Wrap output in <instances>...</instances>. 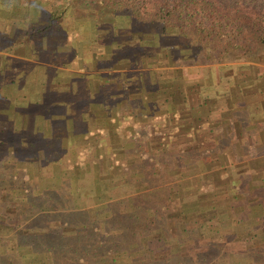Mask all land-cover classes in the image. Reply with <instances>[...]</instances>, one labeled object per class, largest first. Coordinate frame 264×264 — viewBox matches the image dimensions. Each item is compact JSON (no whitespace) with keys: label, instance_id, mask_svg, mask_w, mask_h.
Masks as SVG:
<instances>
[{"label":"crops","instance_id":"crops-1","mask_svg":"<svg viewBox=\"0 0 264 264\" xmlns=\"http://www.w3.org/2000/svg\"><path fill=\"white\" fill-rule=\"evenodd\" d=\"M9 1L0 9L1 120L19 113L27 126L31 117L33 143L58 146L61 161L91 162L97 191L122 201L119 218L144 206L182 214L167 242L196 229L264 243V59L197 62L172 56L168 43L161 58H140L73 29V19L69 31L33 33L22 14L40 20L46 1Z\"/></svg>","mask_w":264,"mask_h":264},{"label":"trees","instance_id":"trees-1","mask_svg":"<svg viewBox=\"0 0 264 264\" xmlns=\"http://www.w3.org/2000/svg\"><path fill=\"white\" fill-rule=\"evenodd\" d=\"M45 1L40 20L22 14L33 33L50 26L69 31L73 19V29L81 25L97 42L116 44L124 53L137 50L140 58H161L164 43L171 44L172 56L178 50L197 62L260 61L264 55V0ZM12 4L0 0V9ZM69 7L73 17L65 15ZM22 118L12 114L0 133V264H190L183 242L165 241L182 214L166 217L157 208L149 214L144 206L119 218L122 201L97 191L91 162L79 160L72 177L49 176L48 157L40 159V144L30 139L34 119L27 117L26 126ZM54 194L62 199L45 207L44 198Z\"/></svg>","mask_w":264,"mask_h":264},{"label":"rangeland","instance_id":"rangeland-1","mask_svg":"<svg viewBox=\"0 0 264 264\" xmlns=\"http://www.w3.org/2000/svg\"><path fill=\"white\" fill-rule=\"evenodd\" d=\"M59 0H51L52 3H58ZM264 59V55L260 61ZM5 120V121H4ZM0 119V123L5 122V126H7L8 123H6V119ZM6 129V128H5ZM4 126H0V133L5 131ZM16 143H19L18 140ZM58 146H41L39 145L37 149V156L42 159L43 157H48L46 159V162L44 163L46 169V173L49 176L58 178V177H72L75 170L72 169L73 166H79L77 164L78 161H61L58 160L60 163L57 162V159H59V154L56 157L51 156L53 152H58ZM44 150V153L43 151ZM48 160V161H47ZM62 199L60 194H54L52 195L51 199H45L44 198V205L45 207L52 208L56 207L57 201ZM190 235L182 238L180 242L183 247L180 249L182 250V255L185 260H188L190 264H205V262H208L209 264H264V243L262 245H258L259 243L251 242V244H244L243 242L239 241H230L229 237H225L226 241H216L210 239L211 236L209 234H200L196 229H191L189 231ZM206 237L202 241L200 240V237ZM199 238V239H198ZM207 239V240H206ZM209 242H212L211 244V251L206 250L209 245L207 244ZM173 243V241L168 242ZM176 245V243H175ZM177 246V245H176ZM203 247V248H198ZM206 247V248H205ZM262 247V249H261ZM196 249V250H195ZM250 249V252L248 253ZM200 250V251H198ZM242 255H247L244 259H242ZM193 257V258H192ZM210 257V260L208 259ZM192 260H195L196 262H193ZM192 261V262H191ZM211 261V262H210Z\"/></svg>","mask_w":264,"mask_h":264}]
</instances>
